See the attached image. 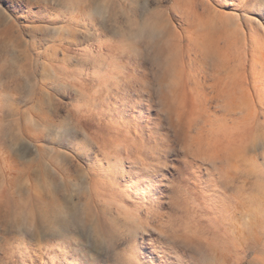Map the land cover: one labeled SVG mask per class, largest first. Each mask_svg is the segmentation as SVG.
Listing matches in <instances>:
<instances>
[{
  "label": "rangeland",
  "instance_id": "rangeland-1",
  "mask_svg": "<svg viewBox=\"0 0 264 264\" xmlns=\"http://www.w3.org/2000/svg\"><path fill=\"white\" fill-rule=\"evenodd\" d=\"M0 264H264V0H0Z\"/></svg>",
  "mask_w": 264,
  "mask_h": 264
}]
</instances>
